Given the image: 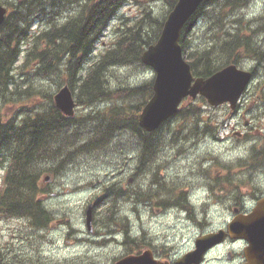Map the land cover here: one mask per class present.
<instances>
[{
    "label": "trees",
    "instance_id": "obj_1",
    "mask_svg": "<svg viewBox=\"0 0 264 264\" xmlns=\"http://www.w3.org/2000/svg\"><path fill=\"white\" fill-rule=\"evenodd\" d=\"M127 1L0 0L7 8L0 25V110L3 106L16 107L17 110L0 123V165L5 172L0 187V219L25 217L33 226L47 225L53 215L39 200L42 175L48 172L56 177L85 155L117 149V144L123 143L120 136L125 133L144 141L145 153L160 152L161 140L156 142L157 149H147L150 136L143 133L137 123V111L152 94V80L112 88L104 78L105 73L116 66H143L140 61L142 52L156 42L166 15L177 0L140 1L144 7L136 20L130 25L124 24L115 39L110 41L111 46L85 69L95 44ZM155 1H161L166 7L163 17L154 14L150 7ZM246 1L204 0L186 22L180 44L194 75L205 77L231 59V30L224 28L226 22L223 19L230 17L231 12ZM68 5L74 8L58 22ZM203 17L210 20L209 32H203V35L208 33L204 35L205 39L224 41L223 46H190L196 22ZM37 19H45L46 28L31 33ZM25 43L28 47L22 62L15 66ZM33 77L38 81V78H51L57 90L67 85L76 103L83 107L112 101L111 105L89 110L75 118L65 117L53 100L57 90L44 89ZM40 97L48 100L42 108L25 105L28 100L36 101ZM130 107L135 111L128 110ZM178 112L179 120H183L185 110ZM118 200L113 197V207ZM18 260L14 264L22 263ZM0 264H12L1 251ZM31 264L47 263L39 259L32 260Z\"/></svg>",
    "mask_w": 264,
    "mask_h": 264
},
{
    "label": "flooded vegetation",
    "instance_id": "obj_2",
    "mask_svg": "<svg viewBox=\"0 0 264 264\" xmlns=\"http://www.w3.org/2000/svg\"><path fill=\"white\" fill-rule=\"evenodd\" d=\"M233 19L231 63L247 70L250 82L234 105L225 102L214 106L202 97L200 104L182 106L188 112L182 153H170L168 158L136 153L137 231L131 240L133 246L126 247L119 258L146 252L148 264H178L186 253L197 249L198 239L216 232L217 240L207 245L196 264L247 262L248 242L229 226L250 222L264 199V0H247ZM179 159L184 161L182 173L169 175V166ZM162 217L172 218L171 227L179 225L181 232L159 239L152 220ZM66 236V242L71 243L69 232ZM100 263L105 264V260L92 264Z\"/></svg>",
    "mask_w": 264,
    "mask_h": 264
},
{
    "label": "rangeland",
    "instance_id": "obj_3",
    "mask_svg": "<svg viewBox=\"0 0 264 264\" xmlns=\"http://www.w3.org/2000/svg\"><path fill=\"white\" fill-rule=\"evenodd\" d=\"M140 1L143 0H128L118 10L103 33V36L97 42L95 50L88 59V63L97 59L99 54L110 45V41L115 39L116 34L124 24L130 25L136 20L144 7V4ZM150 7L153 9L154 14L159 17H163L166 12V7L161 1L150 3ZM73 8V5H68L61 16H59L58 22L66 18ZM208 22L210 20L205 17L197 20L196 27L191 36L192 47L207 41L203 32ZM43 27V22L38 20L34 21V32H38ZM27 47V43L22 45L24 50ZM14 73L17 76L18 73L16 70H14ZM22 76L25 77L24 75ZM35 77L32 79L44 89H50L53 92L57 90L55 82L51 78L37 77L40 79L38 81ZM153 77L154 71L148 66L125 65L116 66L108 70L105 73L104 81L110 84L112 88H119L124 85H139L147 80H151ZM31 101L34 100L31 99ZM37 101V108L38 105L39 108H42L44 106L43 103L48 102L47 99L42 97ZM111 102L98 103L88 108L78 105L75 112L79 115L89 110L101 109L107 105H111ZM184 103L199 104L201 101L185 100ZM28 104H30L29 100L25 105L27 106ZM2 108V113L7 112L8 114H13V112L17 111L16 107L12 106H3ZM174 127L175 122L171 121L168 125L161 128L159 133L163 134L165 131L174 130ZM120 138H122L124 143L122 148H117L109 153L101 151L85 155L80 159V162H78V159L73 164H70L67 170L62 173V178L54 179L51 183L45 185L49 190L43 193L42 199L56 217L53 223L44 228L36 229L34 232L26 223L21 221L12 219L0 222V238H2V242L6 240L9 242L10 252L14 250L23 252L24 254H41L47 264H54L56 262H61L62 264H92L91 260H97V256L99 257L97 262H102L119 254L122 250V245H120L122 234L115 235L119 240L118 243L112 242L106 246L102 245L98 247L96 246L100 244L98 242H93V240H74V237L92 238L96 241L106 238L110 239L113 235L109 232L113 225L99 226L98 229L96 228L95 235H89L90 233L87 231L84 223V203L89 196H93V198L99 201L98 210L102 211V216H104L105 209L111 200V195L104 191L105 187L117 188L122 186L127 190L134 191L136 180L133 173L134 159L132 157L140 148H137V140L132 137L131 133H125ZM177 150L178 148L176 146H167L162 151V157L168 158L170 153L177 152ZM183 163L184 161L182 159L176 160L173 165L169 166L168 174L172 175L176 172L182 173L184 168ZM130 176H133V181L128 183L127 178ZM2 177L3 169L0 168V186ZM86 184L89 185L85 186ZM118 203L117 213L119 215L130 214L131 208L134 209V201L132 199H119ZM171 226H173V219L170 217L155 218L152 220V228L159 233V239H162L161 235H175L181 232L179 225L176 228ZM131 228L133 231H137L134 223H132ZM13 232H15L14 237L12 236ZM68 232L71 236V244L69 246L66 243V233ZM78 252L86 255L91 253L92 255L82 260L76 258V253ZM104 255H107V257Z\"/></svg>",
    "mask_w": 264,
    "mask_h": 264
},
{
    "label": "water",
    "instance_id": "obj_4",
    "mask_svg": "<svg viewBox=\"0 0 264 264\" xmlns=\"http://www.w3.org/2000/svg\"><path fill=\"white\" fill-rule=\"evenodd\" d=\"M203 0H177L165 19L159 38L142 53L141 60L155 71L153 94L139 115V124L153 130L171 116L186 96H204L212 105L238 99L249 80L247 71L228 65L208 77H194L190 64L183 57L179 43L184 24L197 10ZM6 8L0 4V24ZM56 106L66 115L74 113L75 102L68 86L55 95ZM1 121V116H0ZM91 205L87 207L86 220L91 229ZM250 222H235L236 235L245 238L249 246L245 249V264H264V199L249 218ZM144 256H129L115 264H141ZM198 258V257H197ZM183 263V262H182Z\"/></svg>",
    "mask_w": 264,
    "mask_h": 264
},
{
    "label": "bare ground",
    "instance_id": "obj_5",
    "mask_svg": "<svg viewBox=\"0 0 264 264\" xmlns=\"http://www.w3.org/2000/svg\"><path fill=\"white\" fill-rule=\"evenodd\" d=\"M45 114V113H44ZM34 118V117H33ZM27 119V118H26ZM26 121V120H25ZM33 123V122H32ZM33 129V128H32ZM21 130V129H20ZM18 140V139H17ZM31 144V143H30ZM38 146V145H37ZM38 148V147H37ZM155 155H157L158 156V154H155ZM163 197H165V196H163ZM126 226H130V224L127 222V224H126Z\"/></svg>",
    "mask_w": 264,
    "mask_h": 264
}]
</instances>
